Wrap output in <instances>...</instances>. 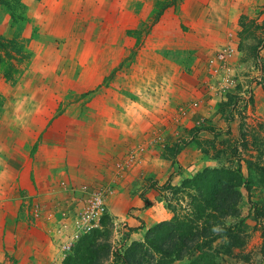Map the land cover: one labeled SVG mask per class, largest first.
Listing matches in <instances>:
<instances>
[{
    "label": "rangeland",
    "instance_id": "rangeland-1",
    "mask_svg": "<svg viewBox=\"0 0 264 264\" xmlns=\"http://www.w3.org/2000/svg\"><path fill=\"white\" fill-rule=\"evenodd\" d=\"M111 2L105 9L93 4L91 10L70 12L69 19L81 24L69 46L75 58L64 59L65 54L53 65L74 68L75 87L62 89L61 74L54 80L45 76L47 84L59 79L61 94L45 103L53 114L46 126L55 121L61 130L71 120L77 130L102 126L108 136H117V143L102 146L101 165L112 166L121 186L38 187V175L26 167L5 180L1 165L0 264H64L93 229L105 231L101 242L110 245L103 264H114L112 252L142 240L153 225L131 222L130 216L139 214L136 207L124 219L113 215L120 198L138 196L144 208L158 202L170 211L167 196L172 206L183 208L185 192L159 188L169 177L179 187L205 168L238 166L244 176L239 215L225 221L238 223L236 231L247 244L230 251L216 240L206 260L192 255L172 264H264L263 237L252 228L264 206V0ZM23 5L0 0L1 27L16 25L12 35L0 32V77L10 81L17 68L34 64L30 41L40 34L37 27L19 26L30 23ZM40 13L53 19L58 14ZM50 30L54 36L56 27ZM2 103L0 95V114ZM98 190L105 193L107 213L80 232L78 217ZM69 191L78 192V202L60 196Z\"/></svg>",
    "mask_w": 264,
    "mask_h": 264
},
{
    "label": "crops",
    "instance_id": "crops-1",
    "mask_svg": "<svg viewBox=\"0 0 264 264\" xmlns=\"http://www.w3.org/2000/svg\"><path fill=\"white\" fill-rule=\"evenodd\" d=\"M111 1L23 0V9L30 16V23L26 21L25 24L19 26L21 29L29 27L30 31L32 27H37L40 34L35 39L31 38L30 41L34 64L17 68V77L12 81L0 77V95L3 100L0 114V166L2 165L4 171L7 172L5 180L11 179L15 172L26 167L28 172L38 175L35 180L38 187L40 185L46 188H56L62 187L63 183L73 188H91L112 186L115 182L120 183L121 186L122 181L119 182L118 178L113 175L112 166L109 168L101 165L105 162L101 156L102 146L117 143V136H108L102 130V126L95 130L90 127L77 130L71 120L67 121V126L61 127V130L55 121H52L53 124L49 127L46 126L53 114H50L45 103L49 100L53 103L52 99L59 98L61 94L59 79L57 83L51 80V83L47 84L44 83V80L48 79L45 76H51L53 79L54 76L59 78L61 74L63 77L66 76L62 89L65 86L68 89L75 87L74 77L71 76L74 75V68L53 65L54 58L61 59L65 54L64 59L69 60L74 57L72 53L75 49L69 46L74 43L73 35L77 31L74 30L79 29L81 24L69 19L70 12L86 8L91 10L93 4L99 10L105 9L111 6ZM40 12H58V14L53 19L52 15ZM60 16L64 20L59 19ZM15 26L9 24L1 27L0 25V32L12 35L15 32ZM54 27H56L54 36L58 39L57 41L50 30ZM64 27H66L65 30H63ZM70 28L72 30H69ZM25 37L29 38L31 35L25 34ZM40 60H42V65ZM48 60L49 66L46 63ZM43 61H45V66ZM51 170L59 171L60 175L51 177L48 175ZM4 182V185H8L6 181ZM117 184L113 186L118 187ZM75 194L77 195L78 192L73 194L69 191L60 196L66 198L67 203H71L72 200L78 202L79 199L74 196ZM131 207H136L139 213L130 216L132 223L144 220L155 224L172 217V213L161 208L158 202L151 207L144 208L143 200L138 196L133 199L120 198L119 204L113 209L116 214L113 215L118 219H124L127 215L124 213Z\"/></svg>",
    "mask_w": 264,
    "mask_h": 264
},
{
    "label": "trees",
    "instance_id": "trees-1",
    "mask_svg": "<svg viewBox=\"0 0 264 264\" xmlns=\"http://www.w3.org/2000/svg\"><path fill=\"white\" fill-rule=\"evenodd\" d=\"M240 160L252 163L251 159L239 156ZM243 184L244 176L240 166L205 168L193 177L184 179L179 187L172 185L169 177L159 188L172 190L173 194L185 192L188 197L187 206H178V209L164 196L172 217L153 224L142 240H134L116 248L112 252L114 264H172L192 255L206 260L211 256L209 251L216 240H222L230 251L236 246L246 245L247 238H241L239 231H236L238 223L226 225L225 221L228 217L239 215V188ZM144 201L147 207L149 200L144 198ZM262 210L264 206L257 210V225L252 228L260 231L264 246ZM102 236H106V233L99 229L85 234L75 244L73 254L66 258L64 264H103L104 256L110 253V245L101 242Z\"/></svg>",
    "mask_w": 264,
    "mask_h": 264
},
{
    "label": "built area",
    "instance_id": "built-area-1",
    "mask_svg": "<svg viewBox=\"0 0 264 264\" xmlns=\"http://www.w3.org/2000/svg\"><path fill=\"white\" fill-rule=\"evenodd\" d=\"M105 213H107L106 196L103 191L98 190L86 199V205L77 220L78 231L91 230L98 225V220Z\"/></svg>",
    "mask_w": 264,
    "mask_h": 264
}]
</instances>
